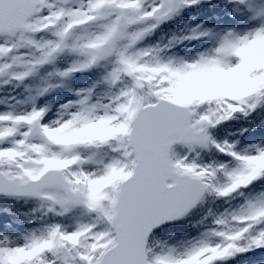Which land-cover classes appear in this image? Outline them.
<instances>
[{
    "label": "snow or ice",
    "instance_id": "6c2138e0",
    "mask_svg": "<svg viewBox=\"0 0 264 264\" xmlns=\"http://www.w3.org/2000/svg\"><path fill=\"white\" fill-rule=\"evenodd\" d=\"M0 264H264V0H0Z\"/></svg>",
    "mask_w": 264,
    "mask_h": 264
},
{
    "label": "trees",
    "instance_id": "16d2710c",
    "mask_svg": "<svg viewBox=\"0 0 264 264\" xmlns=\"http://www.w3.org/2000/svg\"><path fill=\"white\" fill-rule=\"evenodd\" d=\"M186 15H196V19L192 21L193 24L198 23L200 21L206 20L208 17H220L222 19H214L208 21L209 26L212 24H216L221 22V20L226 19L227 17L223 16V13L219 11V9H209L207 5H203L195 11H189Z\"/></svg>",
    "mask_w": 264,
    "mask_h": 264
},
{
    "label": "rangeland",
    "instance_id": "374dc122",
    "mask_svg": "<svg viewBox=\"0 0 264 264\" xmlns=\"http://www.w3.org/2000/svg\"><path fill=\"white\" fill-rule=\"evenodd\" d=\"M187 16H191V15H187ZM193 16V15H192ZM194 17H197L196 15H194ZM231 21L229 20V18L227 17L226 19L221 20L220 24L221 26H223L224 24H228Z\"/></svg>",
    "mask_w": 264,
    "mask_h": 264
}]
</instances>
